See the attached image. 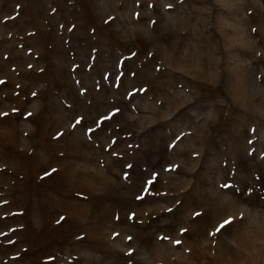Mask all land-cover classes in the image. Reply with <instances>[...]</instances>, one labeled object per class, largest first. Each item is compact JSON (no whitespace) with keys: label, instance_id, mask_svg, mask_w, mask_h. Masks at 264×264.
<instances>
[{"label":"rangeland","instance_id":"374dc122","mask_svg":"<svg viewBox=\"0 0 264 264\" xmlns=\"http://www.w3.org/2000/svg\"><path fill=\"white\" fill-rule=\"evenodd\" d=\"M0 264H264V0H0Z\"/></svg>","mask_w":264,"mask_h":264},{"label":"snow or ice","instance_id":"6c2138e0","mask_svg":"<svg viewBox=\"0 0 264 264\" xmlns=\"http://www.w3.org/2000/svg\"><path fill=\"white\" fill-rule=\"evenodd\" d=\"M225 223H229V221H226ZM221 227H223V225H221ZM219 231V229H217ZM177 243H179V241H177Z\"/></svg>","mask_w":264,"mask_h":264}]
</instances>
